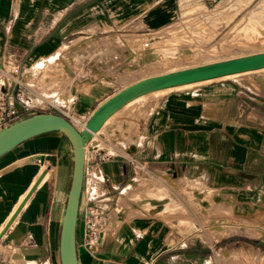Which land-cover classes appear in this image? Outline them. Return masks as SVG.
I'll use <instances>...</instances> for the list:
<instances>
[{
    "label": "crops",
    "instance_id": "0c3cea01",
    "mask_svg": "<svg viewBox=\"0 0 264 264\" xmlns=\"http://www.w3.org/2000/svg\"><path fill=\"white\" fill-rule=\"evenodd\" d=\"M180 5V0H0V70L25 66L19 81L26 86L25 71L78 40L70 52L75 51L79 59L85 57L92 79L77 92L72 113L87 119L103 100L142 78L114 83L115 90L101 81L110 74L128 76L142 68L138 56L148 50L149 43L144 47L145 41L130 36L149 34L170 23ZM102 33L106 35H97ZM65 39L69 44H62ZM54 82L45 84L52 87ZM38 93L34 92V98L43 102ZM244 99L233 79L171 89L137 105L136 116L114 119L107 127L112 141L101 131L92 134L88 146L97 145L110 156L83 170L76 220L78 264H205L212 260V247L221 241L207 243L196 234L189 237L186 226L185 235L177 237L178 214L164 209L166 203L171 206V199L154 204L152 186L167 183L160 178L161 172L177 179H200L215 186L211 188L232 192L235 218L247 219L255 233H262L243 238L263 249L264 128H258L255 103L243 109ZM47 111L72 122L59 109ZM98 141L107 145L100 146ZM72 167L71 145L58 131L30 137L0 156V264H60V221ZM191 196L185 193L179 199ZM185 207L180 217L187 223L193 214ZM112 211L117 219L108 223L110 231L100 229L95 249H86L82 244L85 221L98 213L107 223ZM238 242L224 246L231 243L237 249Z\"/></svg>",
    "mask_w": 264,
    "mask_h": 264
},
{
    "label": "rangeland",
    "instance_id": "374dc122",
    "mask_svg": "<svg viewBox=\"0 0 264 264\" xmlns=\"http://www.w3.org/2000/svg\"><path fill=\"white\" fill-rule=\"evenodd\" d=\"M180 4L181 5L176 13V16L174 17V20H172L170 23L150 31L149 34L130 36L133 39L148 41V49L154 46L153 49L155 51L157 50L161 52V57L159 61L157 58L153 57L150 61H147L148 63L142 62V68L140 70L135 69L134 72L136 73L131 74L133 76H124H130L128 79L126 78L127 81H132L136 77H143L149 73L151 69L154 71V73H158L162 70H170V68L175 69L206 63V60L216 61L235 55L264 51V26L259 25V23H264V0H218L216 2L206 4L201 0H180ZM173 24L176 30L173 28V26L168 30L167 27ZM253 25H257L258 30L256 31H258V33H255L254 35L251 34L250 38L245 40V33L250 30V27ZM180 28H183L184 30L180 31ZM97 35L103 36L106 35V33ZM177 36L179 37L175 39ZM148 37L150 39H148ZM166 37L170 38L171 40H167ZM172 39L174 42H172ZM67 40L69 39H65V42L62 44H69ZM77 41L73 40L72 43H76ZM254 41H256V43ZM258 41L262 43H259ZM162 44L167 45L164 47ZM83 48H86V46L80 47L76 49V51L80 52ZM213 48L217 51H212ZM69 51H71V48ZM69 51H65L64 54L62 53V55L60 54L56 63H51V56H49L45 60H40L32 66L34 68V66L42 64V66L40 65V68H38L40 69L38 72L45 73H43L45 77L42 80V85L40 84L42 89L40 85L34 86L31 89L35 90V92L39 91L38 94H41L40 96H42L44 101H38L28 106L27 115L25 116L34 113L49 112L47 110L59 109L75 124L78 129H81L80 123L85 121L87 115L78 116L76 113H72V111H74V102H76L75 96L77 92L84 89V86H86L85 84L88 85L86 81L89 82L92 78H89V76H91L90 72L86 70L87 65H85L83 61L85 57L83 59H79L73 53L75 51ZM194 51H196V54ZM233 52L234 54H232ZM99 57L102 60L105 58L103 54H101ZM140 57L141 55L138 56V58ZM38 59L39 57L36 58L35 61ZM43 66H46V68ZM24 67L25 66H22L16 71H12L10 69H1L0 85L8 84L10 89H19L25 94V96L34 97V92H32L29 88H27V86L23 85L19 81ZM25 72L23 73V77L28 75L27 72V75L24 76ZM9 74H13L15 78L10 77ZM118 74L119 73L110 74L107 78L104 77L105 79H101V81L103 84L110 85L111 88L115 90L116 87L114 83L116 82L118 84L123 80H120L121 75L118 76L119 78L116 76ZM85 76L86 78L83 79ZM115 79L117 80L115 81ZM232 79L240 84L241 93L245 97L242 108L244 109L248 106V104L253 105L255 103L258 128H264V70L253 71L251 73H246L243 76L240 75L229 78L220 77L215 80L211 79L212 81L209 80L210 82L202 81V83H194L193 85H202L205 83ZM53 80H55L54 86L49 87L46 85ZM83 82H85V84H83ZM69 85L70 90L68 91L66 89ZM44 86H47V89L49 90H44ZM162 93L149 94L145 97L138 98L115 113L100 130L101 133H105L106 140H113L112 134L109 135L107 132V127L112 123V121H114V119L123 118V120L126 121L127 117H123V115L136 116V114L133 113V110L137 107V105L142 104L150 97H156ZM38 94L37 96H39ZM248 96L254 97L255 99H249L247 98ZM128 120H131V118ZM262 131H264V129H262ZM98 143L100 146L107 145L106 142L104 143L103 141H98ZM159 176L167 183H157L156 185H153L152 194L150 196H152L154 204L159 202L163 203V201H165L167 198L171 199V206H168L169 204L166 203L164 205V209H171L173 212L178 214V220L174 224L177 225V232L175 233L176 236H184V227L186 226L190 229V232L188 233L189 237H195L196 234L198 239L200 238L207 243L221 241L217 242L215 246L212 247L213 252L210 255L212 256V260L207 261L205 264L208 262L210 264H264V248H258V246L255 247V245L250 243L251 240L243 238L250 236L255 237V235H260L262 233L260 230H256L255 233L254 230H252L254 227L251 226L247 219L239 220L235 218L236 216H234V213L236 212L234 209L232 192L226 191L225 189L219 187H217L218 190H212L211 187L215 186L204 184L200 181V179L194 181V184L183 185L179 181L180 177L177 179V177H171L170 175L162 172L159 173ZM185 193L192 194L191 198L188 200L179 199L184 197ZM202 193H206L204 196L206 199H202L203 201L201 200ZM85 201L86 197L83 196L82 203H85ZM186 204L193 214L192 218H190V221L187 223H185V221L182 220L183 218L180 217V214L186 211ZM103 222H105L104 216L101 218L98 224L99 230H104L105 223ZM238 235L241 236L239 237ZM235 239L240 240V243L238 242L240 245H236L237 249H235L231 243H229L227 246H224L228 242H231ZM226 249H230L228 253H226ZM233 259L234 261H232Z\"/></svg>",
    "mask_w": 264,
    "mask_h": 264
},
{
    "label": "water",
    "instance_id": "95a60500",
    "mask_svg": "<svg viewBox=\"0 0 264 264\" xmlns=\"http://www.w3.org/2000/svg\"><path fill=\"white\" fill-rule=\"evenodd\" d=\"M264 67V51L216 60L166 73L146 76L114 92L103 100L78 129L61 114L40 112L22 117L0 129V156L35 135L58 131L72 149V174L61 215L58 254L60 264H78L76 220L84 170V145L105 120L127 102L152 91L219 78Z\"/></svg>",
    "mask_w": 264,
    "mask_h": 264
},
{
    "label": "bare ground",
    "instance_id": "6f19581e",
    "mask_svg": "<svg viewBox=\"0 0 264 264\" xmlns=\"http://www.w3.org/2000/svg\"><path fill=\"white\" fill-rule=\"evenodd\" d=\"M249 1V0H248ZM251 2V1H250ZM256 6V5H255ZM199 7V6H198ZM195 9V8H194ZM199 9V8H198ZM198 11V10H197ZM199 13V12H198ZM180 14H181V12H180ZM234 14V13H233ZM244 16V15H243ZM262 22V21H261ZM255 23V22H254ZM259 25L260 26H264V23L262 22V23H259ZM179 26V25H178ZM168 27H170V26H168ZM175 26H173V28H174ZM171 28V27H170ZM175 30H176V28H174ZM179 29V28H178ZM168 30H169V28H168ZM182 30H184L183 28H180V31H182ZM256 30H258V27H257V25H253V26H251L250 27V30H248L246 33H245V35H244V39L246 40V39H249L250 38V36H251V34H255V33H258V31H256ZM174 35V34H173ZM182 36V35H181ZM179 36H177V37H175V39H177ZM184 37H185V35H184ZM184 37H182V38H184ZM167 38V40H171L170 38H168V37H166ZM208 38V37H207ZM174 39V40H175ZM181 39V38H180ZM201 40V39H200ZM77 41V40H76ZM166 41V40H165ZM164 41V42H165ZM185 41V40H184ZM188 41V40H187ZM203 41V40H202ZM205 41V40H204ZM248 41V40H247ZM261 41H262V39H261ZM73 42V41H72ZM71 42V44L69 45V46H63V48L62 47H60L59 49H57V51H55V53L54 54H52L51 55V57H50V62L51 63H56L57 61H58V59H59V55L61 54L62 55V53L64 54V52L65 51H69V49L71 48V47H73L74 46V44H75V42L74 43H72ZM115 42V41H114ZM163 42V41H162ZM172 42H174L173 41V39H172ZM255 43H256V41H254ZM259 42V41H258ZM131 43V42H130ZM138 43V42H137ZM155 43V42H154ZM177 43V42H176ZM259 43H262V42H259ZM129 45V44H128ZM131 45V44H130ZM161 45V44H160ZM165 45H167V44H162V46H164L165 47ZM221 45V44H220ZM162 46H161V49H162ZM179 46V45H178ZM154 47V46H153ZM153 47L152 48H149L148 50H146V52H143V53H141L140 55H141V57H140V59L142 60V62L143 63H148L147 61L149 60H151L153 57H155V58H157V60L159 61V59H160V57H161V52H159V51H155L154 49H153ZM253 47V46H252ZM92 48V47H91ZM242 48V47H241ZM62 49L64 50V52H62ZM204 49V48H203ZM217 49V48H216ZM72 50H74L73 48H72ZM122 50V49H121ZM180 50H182V49H180ZM211 50V49H210ZM215 49L213 48V50L212 51H214ZM248 50V49H247ZM184 51V50H183ZM215 51H217V50H215ZM235 51V50H234ZM251 51H253V50H251ZM256 51V50H255ZM70 52V51H69ZM182 52V51H181ZM196 51H194V53H195ZM245 52V51H244ZM247 52V51H246ZM67 53V52H66ZM200 53V52H199ZM228 53H230V52H228ZM70 54V53H69ZM76 54V53H75ZM181 54V53H180ZM196 54V53H195ZM231 54V53H230ZM232 54H234V52L232 53ZM247 54V53H246ZM249 54V53H248ZM84 55H86V54H84ZM121 55V54H120ZM241 55V54H240ZM240 55H235V56H240ZM242 55H244V54H242ZM70 56V55H69ZM208 56V55H207ZM235 56H231V57H235ZM79 57V56H78ZM125 57V56H124ZM208 57H210V56H208ZM62 58V57H61ZM212 58H214V57H212ZM230 58V57H229ZM63 59V58H62ZM205 59H208V58H205ZM211 59V58H210ZM61 60V59H60ZM167 61V60H166ZM213 60H206V63H208V62H212ZM215 61V60H214ZM47 62V61H46ZM49 62V61H48ZM61 62V61H60ZM201 62V61H200ZM160 63V62H159ZM49 64V63H48ZM58 64V63H57ZM156 64H157V62H156ZM202 64H204V63H202ZM42 66V64H39V65H37V66H34V68L32 67V68H30L29 69V71L27 70L26 72H25V74H24V76L25 75H27L26 73L28 72V75L27 76H25V77H23L24 78V80H25V83H26V86H28V88L30 87V89L32 88V87H34V86H38V85H40L43 81V78L45 77L44 75H43V73L42 72H38V70H40V69H38V68H40L39 66ZM59 65V64H58ZM62 65V64H61ZM153 65H155V64H153ZM196 65V64H195ZM195 65H193V66H195ZM197 65H199V64H197ZM47 66V65H46ZM46 66H43L44 68H46ZM64 66V65H63ZM190 67V66H189ZM168 68V67H167ZM182 68H186V67H180V68H170V70H166V71H161V72H156V73H154V71L152 72L151 70H150V72H149V76H151V75H157V74H161V73H166V72H170V71H174V70H178V69H182ZM65 69V68H64ZM69 70V69H68ZM155 70V69H154ZM262 70H264V67H262V68H257V69H254V70H248V71H244V72H239V73H234V74H229V75H226V76H221V77H235V76H240V75H244V74H246V73H251V72H253V71H262ZM155 71H157V70H155ZM129 72V71H128ZM132 72V71H131ZM131 72H130V74L128 73V75H131ZM70 73H71V71H70ZM45 74V73H44ZM127 75V73H123V75ZM148 74V73H147ZM123 75H121L120 76V80H122V82L121 83H118L117 85H124L125 84V82H128L127 80H126V78L128 79L129 77H124ZM125 75V76H126ZM13 76V75H12ZM131 76H133V75H131ZM116 77V76H115ZM118 77V76H117ZM119 78V77H118ZM142 78H144V77H142ZM220 78V77H219ZM114 79V78H113ZM141 79V78H140ZM215 79H217V78H214L213 80H215ZM117 79H115V81H116ZM126 80V81H125ZM131 80V79H130ZM139 80V79H138ZM209 80H211V79H208V80H203V82L204 81H209ZM137 81V80H136ZM212 81V80H211ZM21 82V81H20ZM118 82V81H117ZM120 82V81H119ZM135 82V81H134ZM202 83V81H198V82H193V83H188V84H184V85H179V86H175V87H170V88H165V89H161V90H156V91H152V92H149V93H147V94H144V95H141V96H139V97H137V98H135V99H138V98H141V97H145V96H147V95H149V94H155V93H162V92H165V91H169V90H171V89H180V88H184V87H189V86H191V85H193L194 83ZM22 83V82H21ZM116 83V82H115ZM133 83V82H132ZM23 84V83H22ZM42 85V84H41ZM41 85H40V87H41ZM129 85V84H128ZM196 85V84H195ZM127 86V85H126ZM40 87H37V88H40ZM123 87H125V86H123ZM122 87V88H123ZM66 88V87H65ZM41 89H42V87H41ZM121 89V88H120ZM66 90H70V88L68 87ZM67 91V92H68ZM118 91V90H117ZM35 92V91H34ZM66 92V91H65ZM38 93V92H37ZM67 95V94H66ZM24 99V103L27 105V106H30V105H32V104H34V103H36L37 102V100L33 97H26V99L25 98H23ZM135 99H133V101L135 100ZM72 100V99H71ZM132 101V100H131ZM131 101H129V102H131ZM129 102H127V103H129ZM125 106V105H124ZM123 106V107H124ZM110 117H112V116H110ZM110 117H108L106 120H105V122L103 123V125L100 127V129L98 130V131H100L102 128H103V126L106 124V122L110 119ZM80 125H81V127H83L84 126V122H82V123H80ZM93 135H94V133H93ZM95 136V135H94ZM179 181H180V183L181 184H183V185H185V184H194L195 182L193 181V180H190V179H187L186 177H180V179H179ZM98 186V185H97ZM128 188H131V187H128ZM212 190H218V188H212ZM121 205H124V204H122L121 203ZM123 207V206H122ZM120 208V207H119ZM114 211V210H113ZM113 211H112V214H109L108 215V218H109V221L107 222V223H105L104 224V232L105 231H110V226L108 225V223L110 222V221H114V220H116L117 219V215H116V213L114 212L113 213ZM126 218V217H125ZM128 218V217H127ZM130 220V219H129ZM115 224H116V222H114ZM118 226V225H117ZM115 227V226H114ZM111 232H113V230H111ZM257 236V235H256ZM223 253V252H222ZM228 258V257H227ZM209 261V260H208ZM207 264H210L209 262L207 263Z\"/></svg>",
    "mask_w": 264,
    "mask_h": 264
},
{
    "label": "built area",
    "instance_id": "2783aa9c",
    "mask_svg": "<svg viewBox=\"0 0 264 264\" xmlns=\"http://www.w3.org/2000/svg\"><path fill=\"white\" fill-rule=\"evenodd\" d=\"M143 45L147 47L148 41H145ZM26 97L19 89H10L8 84L0 85V129L27 115L28 106L23 99H26ZM109 156L107 152L101 150L97 145L88 146L86 141L84 145V167L107 160ZM101 218L100 214L93 213L85 221L82 244L88 250L93 251L98 243L100 234L98 224Z\"/></svg>",
    "mask_w": 264,
    "mask_h": 264
}]
</instances>
